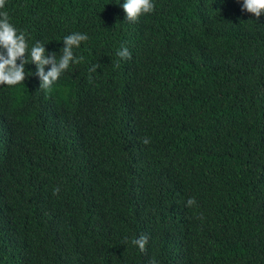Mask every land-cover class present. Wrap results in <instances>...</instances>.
Here are the masks:
<instances>
[{"label":"trees","instance_id":"obj_1","mask_svg":"<svg viewBox=\"0 0 264 264\" xmlns=\"http://www.w3.org/2000/svg\"><path fill=\"white\" fill-rule=\"evenodd\" d=\"M124 2L0 9L29 48L89 37L51 91L31 63L0 85V264H264V14L153 0L129 22Z\"/></svg>","mask_w":264,"mask_h":264},{"label":"clouds","instance_id":"obj_2","mask_svg":"<svg viewBox=\"0 0 264 264\" xmlns=\"http://www.w3.org/2000/svg\"><path fill=\"white\" fill-rule=\"evenodd\" d=\"M241 3V0H236ZM6 0H0V9L5 7ZM129 22H136L141 15L149 14L154 11L155 4L153 0H125L121 5ZM241 12H247L259 20L264 14V0H242ZM87 34L74 32L65 36L62 40L63 47L60 49L59 56L56 52H47L45 44L37 41L29 48L26 32L18 30L9 19L6 11H0V85L9 87L21 84L26 79L27 73L25 66L29 63L36 66L35 75L39 78V89L51 91L53 84L65 73L71 65L80 64L84 57H77L74 49L79 48L81 43L88 40ZM117 56L123 60H130L131 53L127 47H121L117 50ZM46 66L48 70L45 71ZM119 63H117V67ZM98 65H92L90 72H96ZM145 145L150 143L148 138L142 141ZM58 194L59 188L53 190ZM196 204L194 198H189L186 202L187 207ZM148 237L140 235L131 241L137 246L140 252L146 251ZM155 264V260L150 261Z\"/></svg>","mask_w":264,"mask_h":264}]
</instances>
